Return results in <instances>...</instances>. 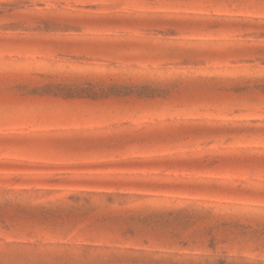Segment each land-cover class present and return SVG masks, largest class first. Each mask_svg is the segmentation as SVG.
<instances>
[{
    "label": "rangeland",
    "instance_id": "rangeland-1",
    "mask_svg": "<svg viewBox=\"0 0 264 264\" xmlns=\"http://www.w3.org/2000/svg\"><path fill=\"white\" fill-rule=\"evenodd\" d=\"M264 7L0 0V264H264Z\"/></svg>",
    "mask_w": 264,
    "mask_h": 264
},
{
    "label": "snow or ice",
    "instance_id": "snow-or-ice-1",
    "mask_svg": "<svg viewBox=\"0 0 264 264\" xmlns=\"http://www.w3.org/2000/svg\"><path fill=\"white\" fill-rule=\"evenodd\" d=\"M251 3L258 4L261 7H264V0H250ZM261 166H264V161H261ZM264 236V233H262ZM63 264H76L74 261H65ZM234 264H246V262H234Z\"/></svg>",
    "mask_w": 264,
    "mask_h": 264
}]
</instances>
